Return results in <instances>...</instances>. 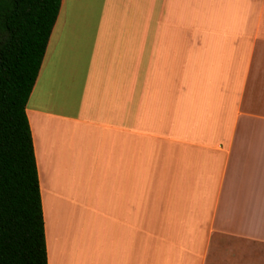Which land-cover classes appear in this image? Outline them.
Instances as JSON below:
<instances>
[{
  "label": "crops",
  "instance_id": "1",
  "mask_svg": "<svg viewBox=\"0 0 264 264\" xmlns=\"http://www.w3.org/2000/svg\"><path fill=\"white\" fill-rule=\"evenodd\" d=\"M26 113L48 264H264V0H62Z\"/></svg>",
  "mask_w": 264,
  "mask_h": 264
},
{
  "label": "trees",
  "instance_id": "2",
  "mask_svg": "<svg viewBox=\"0 0 264 264\" xmlns=\"http://www.w3.org/2000/svg\"><path fill=\"white\" fill-rule=\"evenodd\" d=\"M62 0H0V264H48L26 106Z\"/></svg>",
  "mask_w": 264,
  "mask_h": 264
}]
</instances>
